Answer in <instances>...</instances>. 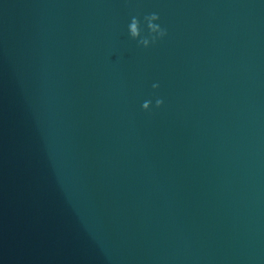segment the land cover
I'll return each instance as SVG.
<instances>
[{"label":"water","instance_id":"1","mask_svg":"<svg viewBox=\"0 0 264 264\" xmlns=\"http://www.w3.org/2000/svg\"><path fill=\"white\" fill-rule=\"evenodd\" d=\"M0 264H264V0H0Z\"/></svg>","mask_w":264,"mask_h":264},{"label":"clouds","instance_id":"2","mask_svg":"<svg viewBox=\"0 0 264 264\" xmlns=\"http://www.w3.org/2000/svg\"><path fill=\"white\" fill-rule=\"evenodd\" d=\"M153 15L155 16V14H153ZM132 30H133V33L135 34V32H136L135 25H133V29ZM160 35L161 36L165 35V30L164 29L161 30ZM161 103H163V101L158 99L157 100V105L159 106Z\"/></svg>","mask_w":264,"mask_h":264}]
</instances>
